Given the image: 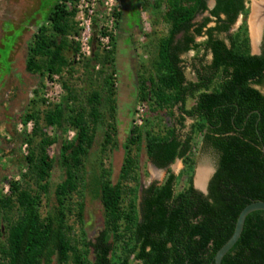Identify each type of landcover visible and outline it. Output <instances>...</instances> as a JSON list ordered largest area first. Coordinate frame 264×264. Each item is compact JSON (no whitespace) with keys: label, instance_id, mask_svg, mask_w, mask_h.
Returning <instances> with one entry per match:
<instances>
[{"label":"trees","instance_id":"1","mask_svg":"<svg viewBox=\"0 0 264 264\" xmlns=\"http://www.w3.org/2000/svg\"><path fill=\"white\" fill-rule=\"evenodd\" d=\"M121 2L110 14L117 28L129 3L160 12L167 29L136 72V101L147 110L140 123L129 124L116 180L104 164L119 145L116 37L105 29L110 49L95 44L85 56L72 39L79 34L77 0H56L26 42L24 69L41 79L37 96L54 76L63 94L42 109L30 99L16 117L18 170L0 178L8 185L6 192L0 186V264H213L240 211L264 201V44L260 54H250L245 28L228 33L245 13L244 0H216L210 9L207 0ZM79 70L87 88L73 84ZM28 121L30 131H17V123ZM142 150L165 169L161 181L141 185ZM196 150L210 154L215 166L206 194L193 185ZM92 153L96 167L89 172ZM176 160L177 174L170 169ZM55 165L63 177L51 192ZM88 189L101 206L93 239L83 223ZM221 264H264V210L247 215Z\"/></svg>","mask_w":264,"mask_h":264},{"label":"rangeland","instance_id":"2","mask_svg":"<svg viewBox=\"0 0 264 264\" xmlns=\"http://www.w3.org/2000/svg\"><path fill=\"white\" fill-rule=\"evenodd\" d=\"M118 1L121 7L122 2L121 0ZM55 2L56 0H0V178L3 175H16L18 170L19 152L17 146L19 137L14 133L17 115L24 113L29 108L30 99L39 100L35 107L42 109L46 105L54 103L63 94L59 79L54 77L53 79L45 80L43 87L40 89L41 93L37 96L34 93V89L40 84L41 79L39 76L27 73L24 69L26 42L31 38L36 27L47 19ZM212 3L213 0H208V7ZM128 10L124 11L119 28L116 27L114 22L113 24L107 23L109 16L103 15L100 17L99 14L95 13L89 25L91 30L87 32L90 38L89 48L84 53L81 52L85 56H89L95 44L100 46L101 49L104 48L101 41L104 36L101 32L105 29L110 28V32L116 37V66L118 69L116 95L117 136L119 145L118 148L107 152L104 159L105 166H109L112 169L113 181L116 180L122 163L124 152L121 144L127 135L129 124L132 120L135 123L138 119L136 113L142 117L147 110L146 104L136 101L138 85L136 72L142 69L140 63L149 59L150 52H154V42L157 38L163 36L167 29L162 20V14L158 11L146 10L142 6H138L134 10L129 3ZM205 15H207V12L197 16L195 20L198 21ZM80 17L81 14H78V18ZM76 18L77 14L75 15L79 28L77 36H80L81 28ZM77 36L72 37V39L76 41ZM201 39L199 38L198 41ZM108 46L107 49H110V44ZM193 55L194 52L190 51L184 58L188 60ZM80 72L81 70L74 73L73 84H76L78 88L81 85L87 88V83L84 84L79 80ZM185 73L188 79H193V73L188 67L185 69ZM40 98L44 99L45 103ZM192 103V100H188L187 106H191ZM163 118L164 122H169L166 116ZM190 123V119L185 121L186 126ZM48 133L51 134L50 129H48ZM58 146L59 144H54L50 147L49 154L55 155ZM195 158L197 162L195 169L207 167L211 172L214 171L215 166L210 154L196 150ZM94 159L95 153H92L86 168L89 172L96 167ZM181 167L180 161L170 165V169L176 174ZM139 174L141 185L146 186L152 181H161L164 178L165 169L154 167L144 150H142L139 155ZM62 177L61 169L55 165L50 178L51 192L54 185ZM88 182H91L90 179ZM4 185L6 183L0 185L3 192H5ZM180 187H182V182L179 184ZM50 195L52 194L50 193ZM45 204L46 199H43L42 214H45L46 211ZM83 223L90 239L94 238L102 226L100 203L98 199L89 193V189L85 198ZM52 264H55V262Z\"/></svg>","mask_w":264,"mask_h":264},{"label":"built area","instance_id":"3","mask_svg":"<svg viewBox=\"0 0 264 264\" xmlns=\"http://www.w3.org/2000/svg\"><path fill=\"white\" fill-rule=\"evenodd\" d=\"M120 7L118 0H77L76 3V14H77V20L79 21V26L81 28L80 36L76 37V41H79L80 44V50L84 53L86 49L89 48V32L91 28L89 27L90 22L92 21L93 16L96 14H99L100 17L103 15L109 16V19L107 20V23L113 24L114 17H112L110 14L114 10V8L118 9ZM78 14H81V17L78 18ZM111 27V25H110ZM107 32H110V28L106 29ZM104 37L101 38L102 45L104 48H108L109 46V35L108 33L106 35H103ZM56 77V76H54ZM53 77V78H54ZM51 84H53L52 81H50ZM136 116H138V119L135 123H140L142 120L141 115L136 113ZM32 121H28L26 124H23L21 122L16 124L17 131H30L32 128ZM68 137L71 138L73 136V132H68ZM21 152L23 154L26 153V145L21 146ZM18 179V178H16ZM6 192L8 190V185H4Z\"/></svg>","mask_w":264,"mask_h":264},{"label":"flooded vegetation","instance_id":"4","mask_svg":"<svg viewBox=\"0 0 264 264\" xmlns=\"http://www.w3.org/2000/svg\"><path fill=\"white\" fill-rule=\"evenodd\" d=\"M215 1L213 0V6ZM212 5L208 8H212ZM244 9L245 13L240 12L237 15L228 33H237L241 27L245 28L249 41L250 54H260L264 44V0H244ZM212 24L210 23V25ZM220 36L222 37L223 34Z\"/></svg>","mask_w":264,"mask_h":264},{"label":"water","instance_id":"5","mask_svg":"<svg viewBox=\"0 0 264 264\" xmlns=\"http://www.w3.org/2000/svg\"><path fill=\"white\" fill-rule=\"evenodd\" d=\"M213 6V5H212ZM179 161V160H176ZM175 161V162H176ZM199 169L202 171H205V173L203 174V181L201 183H197L198 180V171ZM213 174V172L210 171V169H208L207 167H198L197 169H195L194 172V177H193V185L196 189H199L200 191H202L203 193H207V184L208 181L211 177V175ZM255 210H264V201L262 200H257V201H253L249 204H247L238 214L236 222H235V226H234V230L231 234V236L229 237V239L216 251L215 255H214V259H213V264H221V260L223 258V256L232 248V246L236 243V241L238 240L243 225H244V221L247 217V215Z\"/></svg>","mask_w":264,"mask_h":264},{"label":"bare ground","instance_id":"6","mask_svg":"<svg viewBox=\"0 0 264 264\" xmlns=\"http://www.w3.org/2000/svg\"><path fill=\"white\" fill-rule=\"evenodd\" d=\"M205 173V171H202L199 169L198 171V180L197 183H201L203 181V174Z\"/></svg>","mask_w":264,"mask_h":264}]
</instances>
